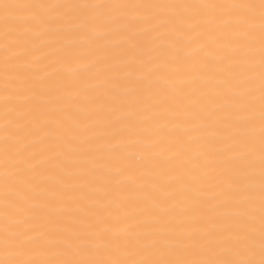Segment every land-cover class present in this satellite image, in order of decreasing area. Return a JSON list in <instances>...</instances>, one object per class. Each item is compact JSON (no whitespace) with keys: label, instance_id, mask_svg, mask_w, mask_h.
<instances>
[{"label":"bare ground","instance_id":"1","mask_svg":"<svg viewBox=\"0 0 264 264\" xmlns=\"http://www.w3.org/2000/svg\"><path fill=\"white\" fill-rule=\"evenodd\" d=\"M0 264H264V0H0Z\"/></svg>","mask_w":264,"mask_h":264}]
</instances>
